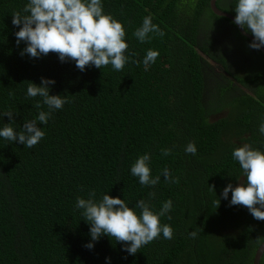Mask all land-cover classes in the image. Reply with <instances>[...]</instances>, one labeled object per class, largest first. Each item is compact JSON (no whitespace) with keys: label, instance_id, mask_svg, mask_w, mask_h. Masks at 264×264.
<instances>
[{"label":"trees","instance_id":"obj_1","mask_svg":"<svg viewBox=\"0 0 264 264\" xmlns=\"http://www.w3.org/2000/svg\"><path fill=\"white\" fill-rule=\"evenodd\" d=\"M26 2L0 0V113L13 111L12 118L0 117V127L11 122L20 130L35 117L40 98L26 96L31 81L55 79L51 94L68 103L40 124L46 135L33 148L0 139V264H106V257L111 264H253L264 221L245 206H229L231 192L228 199L222 192L240 183L236 176L244 179L233 149L247 143L264 150L257 133L264 117L262 51L250 48L252 40L217 15L210 0H103L105 12L125 26L126 54L138 61L149 48L160 54L147 71L131 61L120 72L111 65L81 71L56 53L21 55L26 44L17 45L15 33L22 25L12 19ZM223 3L218 0V7L235 16L234 4ZM149 14L165 36L140 43L133 32ZM223 35L236 41L230 49L222 46ZM237 40L244 42L238 48L246 62L230 75L245 89L229 75L223 83L210 72L213 60L227 70L224 59L237 50ZM189 142L197 154L184 151ZM165 148L171 155L161 156ZM145 152L152 155V175L167 168L178 182L162 176L154 188L140 185L130 168ZM91 191L130 206L154 191L156 211L171 199V219L161 222L173 228V238L161 234L132 255L106 235L86 248L90 224L75 201Z\"/></svg>","mask_w":264,"mask_h":264},{"label":"clouds","instance_id":"obj_2","mask_svg":"<svg viewBox=\"0 0 264 264\" xmlns=\"http://www.w3.org/2000/svg\"><path fill=\"white\" fill-rule=\"evenodd\" d=\"M235 18L233 24L250 32L254 39L249 47L260 50L264 47V0H233ZM12 24L19 27L15 35L16 43L25 42L26 47L21 55L39 58L49 53L58 54L61 62L74 61L81 71L89 65L103 69L111 65L112 70L120 72L130 61L142 63L147 71L159 56V50L149 48L142 61L134 60V53H127L129 48L124 24L105 12L103 0H27L22 11L13 13ZM133 36L140 43L150 42L155 37L163 38L165 32L158 24L153 23L149 14L145 16ZM53 78H42L39 84L32 82L27 85L26 96L37 98L34 108L38 110L33 119L25 120L20 130H16L11 122L0 127V139L12 143L23 144L33 148L46 135L40 124L47 125L56 110H61L68 100L61 94H51ZM46 108V110H45ZM13 117V111L0 113V117ZM15 119H11L14 121ZM257 133L264 137V117L257 126ZM184 151L197 154L194 142H189ZM171 155V149H162L161 156ZM231 156L238 162L241 176H236L240 183L237 186L229 183L224 187L222 197L228 199L229 206H245L256 220L264 221V150L253 148L245 143L233 149ZM152 155L148 152L138 156L131 165L130 173L138 178L139 184L154 188L163 176L168 183L178 182L167 168L160 174L152 175ZM149 199H140L130 206L125 199L113 197L109 193L99 199L96 192L91 191L84 196H78L75 209L81 210L83 219L90 224L91 240L85 244L93 249L95 243L106 235L116 243L123 244V251L136 254L143 246L163 236L171 240L174 230L169 224L161 222L173 209V201H163L158 211L151 206V199L156 196L149 192ZM220 204V198L217 207ZM191 235L195 237L193 231ZM106 264H111V257H106Z\"/></svg>","mask_w":264,"mask_h":264},{"label":"flooded vegetation","instance_id":"obj_3","mask_svg":"<svg viewBox=\"0 0 264 264\" xmlns=\"http://www.w3.org/2000/svg\"><path fill=\"white\" fill-rule=\"evenodd\" d=\"M232 3H233V0H224L223 6H228V7L231 8V4ZM237 28L240 31L239 26H237ZM241 34H242V32H241ZM238 41L239 40H237V50H234L233 52L227 53V55L225 56L226 59H224V60L227 62L226 63L227 70H224L222 68V65H221L220 61L213 60L212 61L213 68L210 70V72H211L212 75H214L216 77L215 78L216 81L218 79L219 81H222L223 83H225L227 81L228 75H229L230 80L234 81L233 85H237V87L239 89H245V87L242 84H240V82L234 77V75H230V73L235 74L236 69L238 71L239 68H240L239 66L241 64H243L244 62H246V61L242 60V54L244 53V51L240 52V50L238 48L239 45L240 46H244V44H243L244 42L241 43V42H238ZM235 43H236V41L234 39H232V40L226 39V38H224V35L221 37L222 46L225 45L228 49H230L232 47V45H235ZM248 62H251V56L248 57Z\"/></svg>","mask_w":264,"mask_h":264},{"label":"water","instance_id":"obj_4","mask_svg":"<svg viewBox=\"0 0 264 264\" xmlns=\"http://www.w3.org/2000/svg\"><path fill=\"white\" fill-rule=\"evenodd\" d=\"M217 1L218 0H210V5H211L212 10L217 15L225 16V17L230 18L231 20H234L235 16L232 15L231 13H229V12H226V11L220 9L218 7V5H217ZM239 28H240V31L242 32L243 35H245L246 37H248L250 40H253L254 39L253 35H251L249 32H246L241 27H239ZM260 50L264 54V47H262ZM263 255H264V241L261 243V245L258 247V249H257V251L255 253L254 260H253V264H260Z\"/></svg>","mask_w":264,"mask_h":264}]
</instances>
